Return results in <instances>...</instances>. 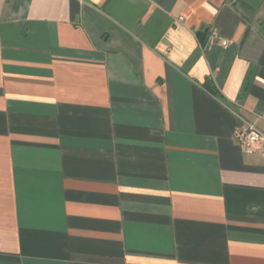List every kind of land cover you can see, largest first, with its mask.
Here are the masks:
<instances>
[{
	"label": "crops",
	"instance_id": "obj_1",
	"mask_svg": "<svg viewBox=\"0 0 264 264\" xmlns=\"http://www.w3.org/2000/svg\"><path fill=\"white\" fill-rule=\"evenodd\" d=\"M244 121L264 0H0V264H264Z\"/></svg>",
	"mask_w": 264,
	"mask_h": 264
},
{
	"label": "built area",
	"instance_id": "obj_2",
	"mask_svg": "<svg viewBox=\"0 0 264 264\" xmlns=\"http://www.w3.org/2000/svg\"><path fill=\"white\" fill-rule=\"evenodd\" d=\"M211 38L218 39L223 46L229 44L228 40L221 38L216 30L211 31ZM236 139L248 153L264 151V133L254 122L244 121L237 129Z\"/></svg>",
	"mask_w": 264,
	"mask_h": 264
}]
</instances>
